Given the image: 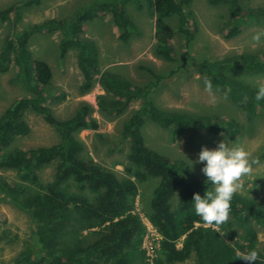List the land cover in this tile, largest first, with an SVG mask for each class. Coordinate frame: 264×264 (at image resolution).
Instances as JSON below:
<instances>
[{
	"label": "trees",
	"instance_id": "obj_1",
	"mask_svg": "<svg viewBox=\"0 0 264 264\" xmlns=\"http://www.w3.org/2000/svg\"><path fill=\"white\" fill-rule=\"evenodd\" d=\"M191 1L90 0L65 17L24 25L19 32L4 38L0 46V73L14 65L16 82L26 94L0 114V170L13 177L11 181L0 177V195L24 212L32 224L12 264H176L188 260H193V264H245L239 257L253 248L259 251L254 264H264V244H258L257 236L258 228L264 230V203L236 191L224 223H203L195 215L191 199L194 192L202 195L208 187L205 177H193L185 160L170 158L148 147L143 134L147 120L168 130L173 142L198 130L232 138L240 132L241 125L234 118L159 107L152 99V91L163 75L141 66L152 79L139 85L113 70H102L98 45L84 32L87 22L108 15L118 30V40L127 43L139 31L128 8L132 5L140 10L146 5L156 18L154 52L167 60L175 59V55L167 42L170 33L163 28V22L176 17L185 36L186 49L178 66L181 69L188 60L190 41L197 28L195 19L184 10ZM207 1L212 6L228 5L226 37L238 34L248 18H264V5L251 7L241 0ZM39 2L25 0L24 5ZM15 8L19 6L1 9L0 23L9 21V13ZM16 16L19 18V14ZM55 31L60 33L59 57L64 58L69 50L76 52L82 90L94 83L103 89L104 93L95 99L101 113L117 116L138 102L122 121L118 141H111L112 146L127 142L122 173L89 155L77 136L83 129L98 128L89 103L81 102L64 119L54 116L45 104L57 96L48 87L50 69L33 56L28 38L35 32ZM193 62L203 72L204 83L209 81L211 86L223 88L233 104L247 115L254 109L264 115V100H255L254 86L241 74H264V49ZM28 110L41 114L55 129L56 143L29 149L12 145L17 137L29 132L25 118ZM97 135L102 138V134ZM49 165L54 166L53 173L44 180L40 171ZM148 179H155L156 184L145 214L161 236L152 262L146 260L141 247L145 228L132 212L139 185Z\"/></svg>",
	"mask_w": 264,
	"mask_h": 264
},
{
	"label": "rangeland",
	"instance_id": "obj_2",
	"mask_svg": "<svg viewBox=\"0 0 264 264\" xmlns=\"http://www.w3.org/2000/svg\"><path fill=\"white\" fill-rule=\"evenodd\" d=\"M24 1L0 0V10L19 6L9 13V21L0 23V46L7 35L19 32L24 25L39 23L49 18L65 17L90 0H40L38 4L28 6L24 5ZM241 1L251 7L264 5V0ZM128 9L139 31L127 43L118 40V30L108 15L97 16L84 25L85 34L98 45L101 69L113 70L133 83L142 85L152 77L141 66L153 68L155 72L163 75L152 91V99L159 107L198 114L210 113L227 119L234 118L241 125L240 132L232 138L221 134L209 135L205 130H198L195 133H185L173 142L170 140L168 130L146 119L143 134L147 146L170 158H180L187 163H189L187 159L193 161L192 175L200 178L203 176L200 171L202 165L195 163L200 148L202 146L214 148L219 140L227 137L230 144L242 146L255 161L251 165L250 172L240 178V187L236 191L264 203V115L259 109H254L251 115H247L245 110L233 104L224 89L219 86L206 88L204 74L193 62L246 51L260 52L264 49V35H261L258 41L254 40L253 36L256 33H264V18L254 21L248 18L246 24L239 27L238 34L226 37L225 22L229 19L228 5L212 6L207 0H192L184 10L195 19L197 28L190 41L188 60L179 69L180 58L186 48L185 36L178 28L176 17L166 18L163 22V28L170 33L167 42L175 55V59L167 60L154 52V45L157 42L156 18L151 11L146 5L140 10L132 5ZM16 14H19V18ZM59 38L58 31L35 32L28 38L33 56L48 65L51 74L48 87L57 96L55 99L53 97L48 99L45 104L54 116L64 119L69 117L81 102L89 103L92 106L91 115L99 124L98 128L83 129L77 133V136L83 141L85 151L89 155L105 166L122 173L121 163L126 161L127 142L123 141L119 145L112 146L111 141H118L122 121L138 102H134L124 113L117 116L101 113L95 99L98 94L104 93L103 89L98 83H94L87 90H82V77L76 66V52L69 50L64 58H60ZM171 70L175 71L172 75H168ZM241 74L255 90L257 86L264 85V74L254 75L243 72ZM15 76L14 65H11L7 72L0 73V114L15 99L26 94L17 84ZM25 118L29 124V132L17 137L12 145L29 149L58 141L55 129L44 121L41 114L28 110ZM97 133L102 134V138ZM111 147L113 149L109 151ZM53 169V165L43 168L40 171L42 179L48 180ZM0 177L13 180L12 175L5 170H0ZM155 184V179H148L139 185V194L135 197L132 212L140 220L142 215L147 217L146 203L151 198L150 192ZM31 228L29 217L0 195V236H2L0 264H12L16 253L29 236ZM257 236L258 244H264L262 228H258ZM176 264H193V260Z\"/></svg>",
	"mask_w": 264,
	"mask_h": 264
},
{
	"label": "clouds",
	"instance_id": "obj_3",
	"mask_svg": "<svg viewBox=\"0 0 264 264\" xmlns=\"http://www.w3.org/2000/svg\"><path fill=\"white\" fill-rule=\"evenodd\" d=\"M261 35L264 33H256L253 39L258 41ZM205 87L210 89L211 83L205 81ZM254 98L256 101L264 100V85L257 86ZM187 161L189 163L185 167L191 170L193 161L189 159ZM195 163L202 165L200 171L208 187L204 188L202 195L195 192L192 194L193 211L203 223L219 226L228 218L230 201L240 187V178L250 172L255 161L242 146L230 144L228 138L224 137L214 148L202 146ZM239 258L245 261V264H254L259 259V251L255 248L250 249Z\"/></svg>",
	"mask_w": 264,
	"mask_h": 264
},
{
	"label": "built area",
	"instance_id": "obj_4",
	"mask_svg": "<svg viewBox=\"0 0 264 264\" xmlns=\"http://www.w3.org/2000/svg\"><path fill=\"white\" fill-rule=\"evenodd\" d=\"M140 221L145 228V236L141 247L145 251L146 260L152 262L153 257L159 251L161 236L147 217L142 215Z\"/></svg>",
	"mask_w": 264,
	"mask_h": 264
}]
</instances>
